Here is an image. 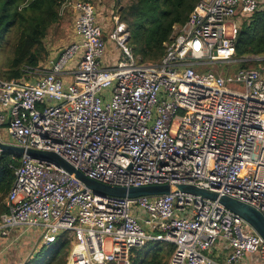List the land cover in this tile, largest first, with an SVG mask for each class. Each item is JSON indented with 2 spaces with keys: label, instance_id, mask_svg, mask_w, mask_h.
I'll return each instance as SVG.
<instances>
[{
  "label": "built area",
  "instance_id": "built-area-1",
  "mask_svg": "<svg viewBox=\"0 0 264 264\" xmlns=\"http://www.w3.org/2000/svg\"><path fill=\"white\" fill-rule=\"evenodd\" d=\"M259 4L199 0L172 26L156 64L136 63L127 24L113 13L107 39L122 58L109 67L94 0H63L59 14L71 12L75 39L44 70L0 77V128L12 144L54 152L101 183L190 184L264 216V56L239 59L256 67H223L238 60L241 17ZM13 173L0 236L32 227L51 244L68 232L66 264H131L151 240L173 244L168 264H219L208 255L214 249L221 264H247L249 255L264 264L263 239L217 199L95 193L62 166L25 154Z\"/></svg>",
  "mask_w": 264,
  "mask_h": 264
},
{
  "label": "trees",
  "instance_id": "trees-1",
  "mask_svg": "<svg viewBox=\"0 0 264 264\" xmlns=\"http://www.w3.org/2000/svg\"><path fill=\"white\" fill-rule=\"evenodd\" d=\"M62 1L0 0L1 78H27L30 75L25 67L44 70L45 63L48 67L50 53L43 40L49 28L62 17L59 14ZM198 1L132 0L118 6L117 13L127 24L128 45L136 63H158L165 53L164 42L170 40L172 26L182 25ZM241 18L235 40V58L238 60L224 65L226 72L231 65L236 70L256 67L254 60L239 59L264 56V1L257 10ZM103 37L105 39L104 34ZM19 159V155L0 150V214L7 211L5 200L14 179L13 169L19 164ZM72 242L68 232L60 233L51 243L44 260L36 261L31 256L24 264H66ZM148 243L133 251L131 264H168L173 244L155 240V244L145 250Z\"/></svg>",
  "mask_w": 264,
  "mask_h": 264
},
{
  "label": "rangeland",
  "instance_id": "rangeland-1",
  "mask_svg": "<svg viewBox=\"0 0 264 264\" xmlns=\"http://www.w3.org/2000/svg\"><path fill=\"white\" fill-rule=\"evenodd\" d=\"M106 4V8H103V12L101 13L105 17L104 22H100L97 16L96 10V20L98 24L104 29L105 25H107L108 32L112 27L111 15L113 13H117L116 9L120 5H125L130 3L132 0H109ZM262 0H260L261 2ZM102 4V2L100 3ZM118 14V13H117ZM71 20L69 17L62 16L58 19L54 25H52L46 37L43 40L45 48L49 51V58L55 56L60 49L66 46L73 40L72 32H71ZM107 32V33H108ZM111 45L115 47V43L111 41ZM128 45V42H127ZM115 52V59L113 62H117L120 60L121 51L120 49L112 50ZM105 65H109L107 62ZM44 69L47 67V63L43 65ZM68 68H71L72 65L68 64ZM221 66L218 64L213 65V68ZM227 71H235L236 67L231 65L226 68ZM0 136L3 142L11 143V139L6 133L4 127L0 128ZM5 200V199H4ZM8 237V238H7ZM7 237L0 236V264H24L26 260H28L31 256L36 261H42L45 259V254L48 253L51 244L42 243L39 235V229L32 227H18L14 228V230H9ZM7 238V239H6ZM148 243V242H147ZM154 241L149 242L144 248L147 250L148 248L154 245ZM38 252V253H37ZM37 253V254H36ZM36 254V255H35ZM34 255V256H33ZM23 262V263H22Z\"/></svg>",
  "mask_w": 264,
  "mask_h": 264
},
{
  "label": "water",
  "instance_id": "water-1",
  "mask_svg": "<svg viewBox=\"0 0 264 264\" xmlns=\"http://www.w3.org/2000/svg\"><path fill=\"white\" fill-rule=\"evenodd\" d=\"M62 50L60 49L55 56L51 59L54 64L59 58ZM0 150L8 151L15 155H27L31 158H39L53 161L54 163L62 166L69 173L73 174L78 179L84 188L90 189L95 193L108 194L119 197H139V196H155L167 194L172 190H180L192 194L201 195L209 199H217L220 204L229 209L230 211L241 217L249 226L263 239L264 241V216L254 207L243 203L241 201L229 198L227 196L218 197L217 193L202 189L190 184H158V185H145V186H111L91 179L73 167L69 162L54 152L43 151L38 149L23 148L21 146L5 143L0 141Z\"/></svg>",
  "mask_w": 264,
  "mask_h": 264
},
{
  "label": "crops",
  "instance_id": "crops-1",
  "mask_svg": "<svg viewBox=\"0 0 264 264\" xmlns=\"http://www.w3.org/2000/svg\"><path fill=\"white\" fill-rule=\"evenodd\" d=\"M264 0H262L260 3H262ZM102 2V4H100ZM110 2L109 0H94V5H95V9L97 10V16H98V19L100 22H104V19L105 17H102L103 15L101 14L103 12V8H106V4ZM116 11H118V8L116 9ZM62 16H67L70 18L71 20V32H72V36H73V40L75 39V34H74V31H73V20H72V15H71V12L69 13H64L62 14ZM112 17V15H111ZM105 25V31H104V35H105V39H107V25ZM72 40V41H73ZM111 41L109 39H107V50H106V53H105V57L102 59L103 63L106 64L107 62L109 63V65H106V66H112L115 64L114 59H115V52L112 51L114 49H116V47H113L111 45ZM55 55V54H54ZM54 57V56H52ZM51 59V58H50ZM49 67V65H48ZM12 230V229H11ZM14 230V229H13ZM7 237V236H6ZM3 238V237H2ZM8 238V237H7ZM6 238V239H7ZM209 257L215 259L216 261H218L217 263L221 264L224 260V257L222 256L221 252L219 250H212L209 254ZM246 261H247V264H261V261L259 260L258 256L257 255H249L246 257Z\"/></svg>",
  "mask_w": 264,
  "mask_h": 264
},
{
  "label": "clouds",
  "instance_id": "clouds-1",
  "mask_svg": "<svg viewBox=\"0 0 264 264\" xmlns=\"http://www.w3.org/2000/svg\"><path fill=\"white\" fill-rule=\"evenodd\" d=\"M53 58V57H52Z\"/></svg>",
  "mask_w": 264,
  "mask_h": 264
}]
</instances>
